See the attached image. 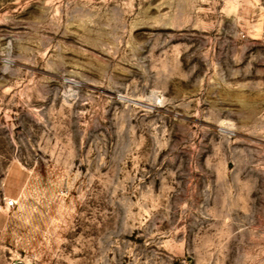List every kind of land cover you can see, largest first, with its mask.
<instances>
[{
    "label": "rangeland",
    "instance_id": "obj_1",
    "mask_svg": "<svg viewBox=\"0 0 264 264\" xmlns=\"http://www.w3.org/2000/svg\"><path fill=\"white\" fill-rule=\"evenodd\" d=\"M0 264H264V0H0Z\"/></svg>",
    "mask_w": 264,
    "mask_h": 264
},
{
    "label": "built area",
    "instance_id": "obj_2",
    "mask_svg": "<svg viewBox=\"0 0 264 264\" xmlns=\"http://www.w3.org/2000/svg\"><path fill=\"white\" fill-rule=\"evenodd\" d=\"M10 204H11V202H10Z\"/></svg>",
    "mask_w": 264,
    "mask_h": 264
}]
</instances>
